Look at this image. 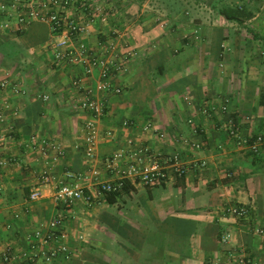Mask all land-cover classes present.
Here are the masks:
<instances>
[{"label": "crops", "instance_id": "crops-1", "mask_svg": "<svg viewBox=\"0 0 264 264\" xmlns=\"http://www.w3.org/2000/svg\"><path fill=\"white\" fill-rule=\"evenodd\" d=\"M94 1L108 19L84 41L99 53L113 42L121 59L129 56L113 77L119 94L96 90L98 71L88 76L80 64L58 66L46 24L19 33L0 14V23L12 22L0 30V80L13 83L0 91V264H25L33 245L40 256L27 264H240L243 257L264 264V242L253 233L264 227V141L253 153L227 130L236 118L243 136L264 138V0ZM237 6L244 8L241 20L221 15ZM84 88L106 105L97 160L146 147L178 152L186 173L155 187L127 182L111 201L57 205L56 182L66 171L87 169L89 115L78 108ZM33 137L59 145L64 155L54 162V150L43 156L39 144L29 148ZM93 167L100 180H114L99 162ZM44 170L54 181L41 182ZM82 182L95 187L91 177ZM36 189L42 196L32 201ZM232 204L249 208L247 220L224 214ZM59 215L72 256L48 260L56 243L36 233L52 234Z\"/></svg>", "mask_w": 264, "mask_h": 264}, {"label": "built area", "instance_id": "built-area-1", "mask_svg": "<svg viewBox=\"0 0 264 264\" xmlns=\"http://www.w3.org/2000/svg\"><path fill=\"white\" fill-rule=\"evenodd\" d=\"M0 14L7 19H12L16 31L25 32L31 25L37 22L46 24L49 27L52 37L51 46L55 55V62L58 66L66 63L71 65L80 64L84 72L92 76L98 71L99 82L96 90L101 93L121 92V88L114 86L113 77L123 68V60L118 55L117 46L111 42L107 52L99 53L89 48L84 41L91 29L97 24L107 22V11L104 5L94 0H0ZM12 22L9 20L0 23V30L9 29ZM118 33H115L116 36ZM113 36V37H114ZM9 80H0V91L12 87ZM16 93L21 90L17 85L13 86ZM83 96L78 103V108L89 115L84 130L83 149L87 169L82 173L66 171L63 180L56 182L53 200L57 205L70 207L82 201L87 205H93L97 201L106 199L110 194H118L124 190L125 184L141 183L148 187H155L168 184L171 180L182 177L186 173V166L182 163L178 152L171 154L152 153L149 148L136 147L121 149L111 156L99 161L97 160V142L100 135V119L105 115V101L92 89H83ZM47 99L48 97H44ZM4 111L0 109V123L4 120ZM129 123L125 122L124 126ZM146 126L145 130H149ZM227 130L231 140L238 146L258 153L264 141L263 136H243L239 128V121L231 118L227 123ZM111 135V133H108ZM33 145L39 144V151L43 156H48L50 150H54L52 160L58 161L64 155V149L56 144H49L46 140L32 138ZM132 144L131 142H129ZM11 161L3 162L9 164ZM99 162L102 167L114 176V180H100V171L93 167ZM205 165V163H202ZM171 171V172H170ZM95 179V187L89 189L84 186L83 180ZM40 180L44 184L54 181L49 170L41 173ZM42 194L36 189L30 195V200H38ZM224 214L247 220L250 210L247 206L232 204L224 209ZM64 220L61 215L57 216L50 223L52 234L44 238L40 232L36 237L43 240L45 244L56 243L46 257L52 260L58 255L70 259L72 251L69 248V234L62 229ZM253 233L259 236L264 242V227L256 226ZM230 236L228 235L227 238ZM32 260L40 256L36 245L32 247ZM12 251L6 250L2 254L3 261L9 263ZM31 258L27 254L24 260L27 264ZM28 261V262H27ZM250 261L241 259L240 264H248Z\"/></svg>", "mask_w": 264, "mask_h": 264}, {"label": "trees", "instance_id": "trees-1", "mask_svg": "<svg viewBox=\"0 0 264 264\" xmlns=\"http://www.w3.org/2000/svg\"><path fill=\"white\" fill-rule=\"evenodd\" d=\"M221 15L224 16L226 19L233 20V21L234 20L239 21V20H241V18L245 17L244 16V8L240 7V6H237L236 8H234L232 10H222ZM250 15H249V17H250ZM115 195L116 194H110L108 196V199L111 201L112 197H114Z\"/></svg>", "mask_w": 264, "mask_h": 264}]
</instances>
